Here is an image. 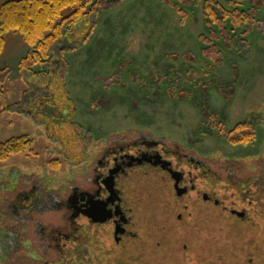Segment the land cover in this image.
<instances>
[{"label": "rangeland", "instance_id": "obj_1", "mask_svg": "<svg viewBox=\"0 0 264 264\" xmlns=\"http://www.w3.org/2000/svg\"><path fill=\"white\" fill-rule=\"evenodd\" d=\"M105 2L95 18L66 28L47 63L27 73L18 65L34 49L17 33L5 35L0 142L26 136L31 146L0 163V264L32 261L18 245L25 233L32 239L33 221L14 220L8 208L16 197L34 187L35 197L66 198L85 184L90 159L112 143L144 135L206 169L231 162L237 174L249 175L264 168V0L259 7L236 0ZM206 5L218 20L221 9L254 10L256 25L213 24ZM210 46L219 54L215 60L204 56ZM242 124L255 129L246 145L237 143ZM257 223L233 245L243 250L242 259L228 252L231 242L224 243L225 230L219 229L216 248L228 249L220 264H244L261 253L257 248L264 252V221ZM8 239L15 240L12 250Z\"/></svg>", "mask_w": 264, "mask_h": 264}, {"label": "flooded vegetation", "instance_id": "obj_2", "mask_svg": "<svg viewBox=\"0 0 264 264\" xmlns=\"http://www.w3.org/2000/svg\"><path fill=\"white\" fill-rule=\"evenodd\" d=\"M95 158L85 184L66 198L35 197L33 187L9 206L14 220L33 221L32 239L25 233L18 245L31 264H220L228 251L216 248L220 230L228 252L242 259L233 245L264 221V168L249 175L231 162L206 169L144 135L112 143ZM52 209L56 215L47 216ZM6 244L16 247L15 240ZM257 251L244 264H264Z\"/></svg>", "mask_w": 264, "mask_h": 264}, {"label": "trees", "instance_id": "obj_3", "mask_svg": "<svg viewBox=\"0 0 264 264\" xmlns=\"http://www.w3.org/2000/svg\"><path fill=\"white\" fill-rule=\"evenodd\" d=\"M106 0H6L0 3V54L5 45V35L9 32L17 33L25 45L34 50L27 54L19 62L21 74L30 72L37 65L47 63L50 50L64 38L66 28H75L82 21L95 18L99 12L104 10ZM250 1L259 7L261 0H236V2ZM230 6L235 5L229 2ZM89 7V8H87ZM206 13L213 24H222L230 20L235 27L241 25L254 26V10L247 15L238 10L221 9V18L217 19L216 11L206 5ZM182 17L184 15L182 14ZM88 18V19H86ZM184 19L181 20V24ZM258 27L263 28L258 25ZM91 29L87 31L90 33ZM207 59L215 60L219 57L213 46L204 50ZM116 80V78H113ZM112 81L109 84L113 83ZM5 71L0 70V85L4 83ZM105 88L108 85L105 84ZM242 137L237 143L247 144L253 139L251 134L252 125L242 124ZM235 129V130H236ZM236 144V143H235ZM31 146V140L26 136L10 138L0 142V163L6 162L10 157L25 153ZM52 165V164H50Z\"/></svg>", "mask_w": 264, "mask_h": 264}]
</instances>
